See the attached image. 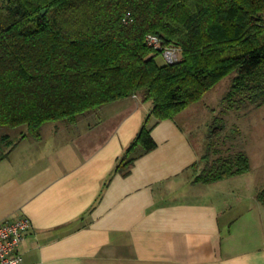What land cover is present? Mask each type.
<instances>
[{
	"label": "trees",
	"instance_id": "trees-1",
	"mask_svg": "<svg viewBox=\"0 0 264 264\" xmlns=\"http://www.w3.org/2000/svg\"><path fill=\"white\" fill-rule=\"evenodd\" d=\"M167 48L178 60L157 64ZM229 75L227 110L264 104V0H2L0 129H26L15 140L0 135V160L20 139L38 140L45 124L71 126L138 97L152 107L115 165L126 175L137 148L155 147L151 119H174ZM213 154L191 167L194 183L250 170L243 151ZM255 198L264 207V190Z\"/></svg>",
	"mask_w": 264,
	"mask_h": 264
},
{
	"label": "crops",
	"instance_id": "crops-1",
	"mask_svg": "<svg viewBox=\"0 0 264 264\" xmlns=\"http://www.w3.org/2000/svg\"><path fill=\"white\" fill-rule=\"evenodd\" d=\"M151 107L130 97L45 124L0 160V220L31 222L22 264H264V207L239 210L250 170L194 183L202 148L176 118L151 119L154 149L113 173Z\"/></svg>",
	"mask_w": 264,
	"mask_h": 264
},
{
	"label": "rangeland",
	"instance_id": "rangeland-1",
	"mask_svg": "<svg viewBox=\"0 0 264 264\" xmlns=\"http://www.w3.org/2000/svg\"><path fill=\"white\" fill-rule=\"evenodd\" d=\"M170 49L177 51L175 48ZM176 53L179 58V52ZM156 62L159 65L166 63L162 55L156 57ZM232 76L219 81L198 103L187 107L175 120L192 143L197 148H202L203 155L209 152V158L217 155L214 152L220 156L235 151L245 152L250 172L241 178L244 183V204L239 210L247 212L252 205L257 204L252 195L264 190V104L241 111L227 110L222 104V98L229 89ZM25 129H0V135L7 133L15 140L19 139L20 133ZM48 130L44 129L43 133Z\"/></svg>",
	"mask_w": 264,
	"mask_h": 264
},
{
	"label": "built area",
	"instance_id": "built-area-1",
	"mask_svg": "<svg viewBox=\"0 0 264 264\" xmlns=\"http://www.w3.org/2000/svg\"><path fill=\"white\" fill-rule=\"evenodd\" d=\"M145 41L153 49L160 47V42L156 36L147 35ZM176 52L174 49L167 48L162 56L167 63H173L178 60ZM30 228V220L23 215L0 220V264H22L23 256L19 246Z\"/></svg>",
	"mask_w": 264,
	"mask_h": 264
},
{
	"label": "water",
	"instance_id": "water-1",
	"mask_svg": "<svg viewBox=\"0 0 264 264\" xmlns=\"http://www.w3.org/2000/svg\"><path fill=\"white\" fill-rule=\"evenodd\" d=\"M43 12H44V11H43ZM43 12H42V13H43Z\"/></svg>",
	"mask_w": 264,
	"mask_h": 264
}]
</instances>
